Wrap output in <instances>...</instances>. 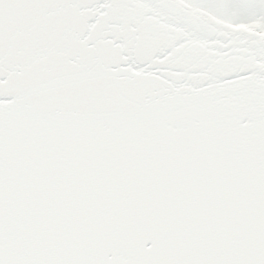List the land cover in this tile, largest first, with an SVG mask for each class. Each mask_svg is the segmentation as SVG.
I'll return each instance as SVG.
<instances>
[{
  "label": "snow or ice",
  "instance_id": "6c2138e0",
  "mask_svg": "<svg viewBox=\"0 0 264 264\" xmlns=\"http://www.w3.org/2000/svg\"><path fill=\"white\" fill-rule=\"evenodd\" d=\"M0 264H264V0H0Z\"/></svg>",
  "mask_w": 264,
  "mask_h": 264
}]
</instances>
